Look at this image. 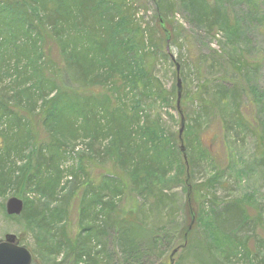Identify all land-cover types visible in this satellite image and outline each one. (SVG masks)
I'll use <instances>...</instances> for the list:
<instances>
[{"label": "trees", "instance_id": "1", "mask_svg": "<svg viewBox=\"0 0 264 264\" xmlns=\"http://www.w3.org/2000/svg\"><path fill=\"white\" fill-rule=\"evenodd\" d=\"M127 1L0 0V82L9 80L0 89V197L11 191L24 201L20 217L8 216L2 205L5 217L25 224L40 254L62 255L71 264H112L101 257L106 237L120 248L118 264H163L167 252L170 256L185 244L175 264H202L192 250L203 251L207 264H234L247 244L240 232L251 224L264 227L262 206L251 211L239 199L218 200L209 192L217 176L192 184L194 168L211 158L202 145V127L187 126L183 132L188 172L175 145L180 130L169 133L161 117L146 113L150 101L178 112L177 92L167 91L145 62L147 56L154 60L159 50H146L153 45L152 30L146 33L131 25L135 11L130 15L133 7ZM155 1L158 23L168 24L167 17L181 13L199 29L196 32L210 38L222 31L228 37L234 27L216 0ZM182 36L172 28L162 41L170 45ZM213 54L224 64L221 82L232 88L221 85L215 102H207L202 110L213 116L219 112L225 122L231 107L228 124L245 129L249 121L241 113L237 86L257 66L245 52ZM207 88L206 83L200 86L204 93ZM242 92L257 112L253 134L264 163V90L250 86L249 93ZM181 111L185 116L182 105ZM79 141L88 146L91 172L84 171L83 152L80 164L75 162L65 174L64 164ZM174 181L183 184L186 193L181 242H176L172 227L162 229L160 223L165 212L167 220L175 214L168 194ZM75 189L83 193L76 212L79 230L71 235L68 202ZM205 217L231 239L222 255L209 233L196 228ZM247 264H264V239Z\"/></svg>", "mask_w": 264, "mask_h": 264}, {"label": "rangeland", "instance_id": "2", "mask_svg": "<svg viewBox=\"0 0 264 264\" xmlns=\"http://www.w3.org/2000/svg\"><path fill=\"white\" fill-rule=\"evenodd\" d=\"M216 1L229 14L230 19H232L234 27L228 37H225V32L223 31L216 38H210L205 33H198L196 30L199 31V29L188 22L185 15L176 13L167 17V20L169 23L171 22L172 28L183 36L179 38L177 43H171L170 45H165L162 38L172 28L168 26L169 23L166 24L164 22V26L158 23L159 21L156 18V1L128 0L127 2L133 7L132 10H129L130 15L135 11L134 17L133 15L131 17L132 21L130 20L131 25L146 29V33H148V30H152L153 45H146V50L149 54L153 53L156 48L159 51L154 60L151 56H147L145 62L153 70V76L160 81L167 91L177 92L176 65L172 59L180 66V79L183 85L181 105L183 111H185V116H183L185 119L184 133L187 126L202 127L200 130L202 145L209 151L211 158L209 161H204L194 168V174L190 178L192 184L199 186L217 176L218 180L214 189L209 191L211 195L216 196L221 201L236 198L244 202L251 211H254L259 206H262L261 209L264 211V163L261 162V157L257 153L256 138L253 134L257 112L254 104L248 103V97L242 92L243 90L248 92L250 86L264 90V0ZM186 36H188V39H185ZM187 40L190 41L192 46H189L186 42ZM224 51L226 53L232 52V54L245 52V55L250 59L249 61H253L257 66V69L253 70L254 73L248 79L241 80L237 86L241 95V113L249 121L245 129L238 126L232 128L231 124H228L230 121L228 115L233 111L231 107L229 108L231 110H227L224 114L225 122L220 117L219 112H217V116H213L212 113L203 112L202 110L205 104L209 105L207 102H215V97L218 96L221 85L228 86V84L225 85L221 82V78L226 72L223 67L224 64L213 54V52L224 54ZM164 53H167L169 56L165 58ZM205 83L208 85V88L204 93L200 89V86ZM8 84L9 80L6 81L4 79L3 83L0 82V89L5 88ZM228 87L232 88V86ZM200 93H204L202 99L193 101ZM229 104H231V101H229ZM145 109L146 113L153 118L157 116L161 117L169 133H178L181 129V116L179 113L165 106L161 101H150ZM192 139L193 136L190 137V140ZM175 145L179 151L180 141ZM83 152L85 154L88 152V146L79 141L77 149L64 164L65 174L75 162L79 163L78 160L81 158L78 155ZM84 157H86L83 165L84 171L90 173L92 163H88V155ZM104 169L105 167L102 168V173H104ZM100 171L98 169L95 172L99 173ZM66 179L70 180L69 177H66ZM67 180L64 181V185L67 183ZM72 187V184L68 187L65 192L66 195ZM171 187L168 191L170 196L169 202H172L171 206L173 207V211L175 210V214H173L170 220H167L166 216H168V213L165 212L164 215L166 216L160 220V223L163 224L162 229L168 230L171 227L173 228V233H176L174 237H176L177 242L180 241L179 232L186 223L183 211L186 193L181 183L174 181ZM76 189L68 202V208L71 213V217L69 218L71 222L69 229L72 230L71 235H74L79 230L76 212L83 189L79 192ZM13 196L16 195L9 191L4 198L0 197V241L7 234L19 237L21 245L26 247L33 256L32 264H71L72 261L65 262L62 255L54 258L40 254L34 234L26 232L25 224L5 217L2 205L5 207L6 201ZM195 206L194 203L190 204V207L193 209H196ZM205 208L206 210L208 209L207 203ZM189 223H191V226H194L196 222L193 219L191 222L189 220ZM262 226L251 224L249 228L246 226L247 229L245 227V230L240 232L247 239V244L245 252L238 258L233 259L234 264H247V261L251 260L252 257L254 259L256 249L264 239V227ZM196 228H204L209 233L211 241L215 245L219 255H222L224 250L231 244L230 237L217 232L207 220V217L198 220ZM103 243L105 245V252L101 257L104 258V261L108 263L111 259L112 264L120 263V248L114 247L111 238L106 237ZM98 249L100 250L102 247ZM169 252H167V258L163 261V264H169ZM192 253L196 257L195 260L198 259V263L200 260L202 264H207V257L203 251L192 250Z\"/></svg>", "mask_w": 264, "mask_h": 264}, {"label": "water", "instance_id": "3", "mask_svg": "<svg viewBox=\"0 0 264 264\" xmlns=\"http://www.w3.org/2000/svg\"><path fill=\"white\" fill-rule=\"evenodd\" d=\"M160 24L164 26V21L160 20ZM176 72H177V101L176 107L178 112L181 115V129L179 133V141H180V150L183 156V161L187 167L189 172V162L186 154V148L183 142V132H184V117L181 111V100L183 96V85L180 79V66L176 64ZM5 211L8 216H16L20 217L24 211V201L23 199L13 196L9 198L5 203ZM192 228V227H191ZM187 238V236H186ZM186 245V244H185ZM176 247L169 256V264H175L176 256L185 246ZM33 256L30 251L20 245L19 239L16 235L7 234L0 241V264H32Z\"/></svg>", "mask_w": 264, "mask_h": 264}]
</instances>
